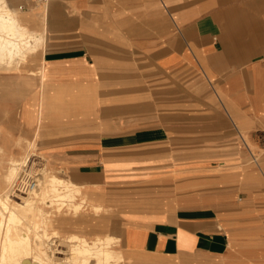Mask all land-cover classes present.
<instances>
[{
  "label": "crops",
  "instance_id": "1",
  "mask_svg": "<svg viewBox=\"0 0 264 264\" xmlns=\"http://www.w3.org/2000/svg\"><path fill=\"white\" fill-rule=\"evenodd\" d=\"M4 2L32 46L0 55V197L34 154L127 264H264V0Z\"/></svg>",
  "mask_w": 264,
  "mask_h": 264
},
{
  "label": "bare ground",
  "instance_id": "2",
  "mask_svg": "<svg viewBox=\"0 0 264 264\" xmlns=\"http://www.w3.org/2000/svg\"><path fill=\"white\" fill-rule=\"evenodd\" d=\"M4 1L0 0V31L6 32L11 37L0 38V55L1 52L6 51L11 57L16 54H22L23 57L32 46L30 39L27 42L23 40L29 31L24 27L20 28L14 16L9 15L11 11L3 12L2 9L7 7V2ZM17 35L20 37V42L14 38ZM35 41L40 45L42 36L39 35ZM33 161V157H26L23 164L18 160L11 162L6 175L11 182L16 178L19 179L18 191L22 199L18 198L11 203L14 196L10 190L5 191L0 197V264H119L123 258L116 256L111 246L114 238L112 232L103 237L96 235L97 237L91 240L71 234L63 242L57 240L56 229L48 232L49 223L46 217L48 212H44V209L35 204L41 202L51 206L54 200L60 198L66 200L68 198L72 202L79 191V186L74 181L66 182L56 175L48 174L44 168L35 172ZM32 179L33 185H31ZM72 205L75 211L80 208V202ZM100 207L93 205L95 211ZM20 224L25 225L24 230L17 228ZM59 253L63 254L59 255Z\"/></svg>",
  "mask_w": 264,
  "mask_h": 264
},
{
  "label": "rangeland",
  "instance_id": "3",
  "mask_svg": "<svg viewBox=\"0 0 264 264\" xmlns=\"http://www.w3.org/2000/svg\"><path fill=\"white\" fill-rule=\"evenodd\" d=\"M32 155H34V154H32ZM32 155L27 153V154L23 155V157H21L20 159H14L11 162L18 160L20 162V164H23L26 160V157H28V158L33 157ZM33 159H34V157H33ZM39 159H41V157L38 156V160L35 159L37 162L35 163L33 161V166L35 165L34 166L35 172L41 171L43 169V168L42 169L40 168L43 166V162L40 163L41 160H39ZM38 161H40V162H38ZM9 168H10V164L8 165V168H7L6 173H5V180H6L7 184L9 183V185L5 187V191L10 190V192H11V194H13L15 200H17L18 198L22 199V197L19 196L20 191L16 190V186H13L14 182H16V181L18 182V179L16 178L14 180V182H11V179L8 180L6 178V175L8 174ZM44 170H46V169H44ZM50 170L51 171L46 170V171H48V174L54 173V175H56L58 177H63L65 179H67V180H65L66 182H70L71 180L77 181L75 179V177H73L70 173H68V171L58 170V169H50ZM21 174H23V172H21ZM78 186H79V191L74 196V198L72 199V202L69 201L68 198H67V200L64 198H62V199L60 198V199L54 200L53 201L54 204L51 206H48V209H46L45 208L46 205L41 203V202L35 204L36 206H39V207L41 205H45L43 211L48 212V216H46V217H47L48 223H49V227L47 228V230H48V232H52V230L56 229L58 231V237H57L58 241L63 242V240H67V238L71 234H76L80 237H84L88 240H91V239L97 237L96 235L103 237V236H106L108 233H110L109 232V230H110L109 229V220L111 219L110 215H111L112 211L109 209V206L101 203L100 198L96 197L92 194L93 189L91 187L85 186L84 184L81 185L80 183H78ZM5 191H3V192H5ZM16 193H18V194H16ZM53 198L54 197L52 196L51 199H53ZM15 200H12L10 202L14 203ZM79 202H80V208L77 211H75L72 204L73 203H79ZM93 205H98L99 207L100 206L101 207L99 208V210L95 211L93 209ZM26 217L27 216H25V218ZM29 219L32 221L31 218H29ZM58 227L61 230L60 229L58 230ZM17 228L19 230H24L25 225L20 224V225H18ZM111 232L114 236L113 242L111 243V246H112L113 250L116 252L115 255L118 257H122L121 255H123V253L119 249L120 243H121V237L119 234H116L114 231H111ZM61 254H63V253H59V255H61ZM119 264H127L125 256H124V259L119 261Z\"/></svg>",
  "mask_w": 264,
  "mask_h": 264
},
{
  "label": "built area",
  "instance_id": "4",
  "mask_svg": "<svg viewBox=\"0 0 264 264\" xmlns=\"http://www.w3.org/2000/svg\"><path fill=\"white\" fill-rule=\"evenodd\" d=\"M32 1L41 2V1H45V0H32ZM259 143H260V146H261V151H262V153H264V131H262V133L260 135ZM18 183H19V181L18 182L16 181V183L14 182V184H13V186H16V190H18L17 189L18 185H19ZM33 184H34V180L32 179L31 180V185H33Z\"/></svg>",
  "mask_w": 264,
  "mask_h": 264
}]
</instances>
